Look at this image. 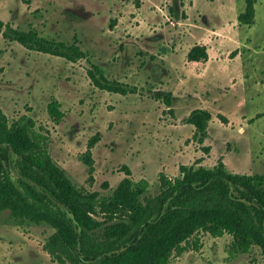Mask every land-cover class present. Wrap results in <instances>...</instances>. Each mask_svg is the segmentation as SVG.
Returning a JSON list of instances; mask_svg holds the SVG:
<instances>
[{
    "label": "rangeland",
    "instance_id": "1",
    "mask_svg": "<svg viewBox=\"0 0 264 264\" xmlns=\"http://www.w3.org/2000/svg\"><path fill=\"white\" fill-rule=\"evenodd\" d=\"M245 5L246 0H0L3 22L75 43L87 55L67 61L30 51L0 32V109L10 122L31 116L72 182L100 198L125 177L155 194L159 174L180 176L182 165L213 168L222 161L229 173H263L264 0L256 1L251 25L238 20ZM195 45L206 47V60H188ZM92 65L133 91L100 90L88 74ZM158 93L170 94L172 105ZM53 99L64 113L59 124L47 110ZM194 109L211 114L201 145L185 122ZM92 137L97 139L89 181L80 155ZM6 217L0 216V264H57L43 250L53 229L20 227ZM197 239L196 247L171 257L170 264H264L257 248L230 255L228 235Z\"/></svg>",
    "mask_w": 264,
    "mask_h": 264
},
{
    "label": "trees",
    "instance_id": "2",
    "mask_svg": "<svg viewBox=\"0 0 264 264\" xmlns=\"http://www.w3.org/2000/svg\"><path fill=\"white\" fill-rule=\"evenodd\" d=\"M257 0H246L238 20L251 25ZM174 11V8H173ZM4 38L24 48L77 62L86 53L75 43L49 39L34 29L14 28L0 19ZM189 61L208 58L205 46L195 45ZM88 74L100 90L126 95L128 85L110 79L99 65ZM163 95L162 93H158ZM167 107L170 94L163 95ZM51 120L59 124L64 113L53 99L47 106ZM211 114L194 109L185 122L194 127L193 139L203 144ZM42 127L29 115L9 121L0 109V216L17 226L43 225L53 229L43 250L57 264H170L198 236L231 237L230 255L259 249L264 263V172L246 175L227 172L222 161L213 168L180 167V176H158V190L148 193L144 183L121 180L111 195L100 198L76 186L46 148ZM87 142L80 155L93 179L92 148ZM207 150V148H205ZM127 174L130 172L127 170Z\"/></svg>",
    "mask_w": 264,
    "mask_h": 264
},
{
    "label": "water",
    "instance_id": "3",
    "mask_svg": "<svg viewBox=\"0 0 264 264\" xmlns=\"http://www.w3.org/2000/svg\"><path fill=\"white\" fill-rule=\"evenodd\" d=\"M163 51H165V50L163 49Z\"/></svg>",
    "mask_w": 264,
    "mask_h": 264
}]
</instances>
